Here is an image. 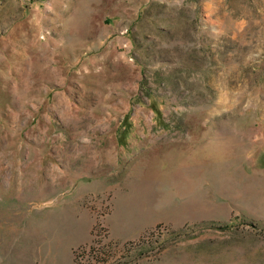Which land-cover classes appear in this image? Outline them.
I'll list each match as a JSON object with an SVG mask.
<instances>
[{"label":"rangeland","instance_id":"obj_1","mask_svg":"<svg viewBox=\"0 0 264 264\" xmlns=\"http://www.w3.org/2000/svg\"><path fill=\"white\" fill-rule=\"evenodd\" d=\"M0 264H264V0H0Z\"/></svg>","mask_w":264,"mask_h":264}]
</instances>
